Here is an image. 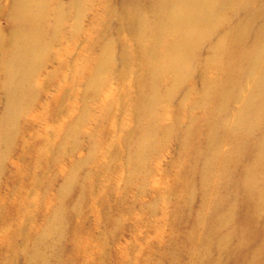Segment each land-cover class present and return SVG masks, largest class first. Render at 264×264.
<instances>
[{
  "label": "rangeland",
  "instance_id": "rangeland-1",
  "mask_svg": "<svg viewBox=\"0 0 264 264\" xmlns=\"http://www.w3.org/2000/svg\"><path fill=\"white\" fill-rule=\"evenodd\" d=\"M112 3L119 5L118 0H112ZM245 7L246 4L237 3L230 10L242 12ZM8 12L0 13L2 26L8 27L5 32L14 24L9 21ZM82 19L81 28L77 24L71 25L64 41H54L59 57L49 58L45 64L46 54L40 55L39 60L46 67L37 75L38 82L28 87V94L18 104L19 110L14 107L15 132L22 137L24 144L20 143V138L12 142L8 157L13 159L16 167H8L4 172L5 164L0 179V198L5 195L0 208V264H27V255L20 252L29 247L28 234L33 224H45V209L50 198H56L57 193H62L70 185L76 189L77 199L65 217L71 227L61 241L64 253L54 264H192V253L196 250L190 248L189 237L195 220L190 209L195 212L201 206L205 215H213L219 208L212 196L199 189L196 181V187L191 188V169L213 160L209 145L217 134L243 125L240 118L233 115L237 103L230 105V111H223L215 103H205L200 95L205 87L203 79L208 75L218 77L215 73L210 74L215 70L207 69V60L214 54L211 48L215 42L221 41L220 35L226 27L214 28L215 34L202 45L199 58L194 62L197 92L191 93L194 81H184L175 88L173 97L168 98L167 92L162 95L168 113L164 107L167 119L161 121V126L154 125V117L151 119L148 115L144 118L139 111L136 118L129 110L136 97L138 106L141 104L143 95L137 72L133 74V86L129 88L124 83V80L128 83L123 77L127 69L124 51L122 44H117L119 42L112 36L121 26L119 21L109 15L108 28L96 36L94 49L99 56L90 72V66L85 65L89 57L86 50L88 37L81 34L83 24L87 30L89 19L84 16ZM262 24L264 22L259 21L253 31L251 29L246 34L247 46H253L252 34ZM97 26L100 27L101 23ZM78 36L81 38L76 39ZM111 40L116 48L113 54L105 57L102 48ZM98 62L107 66L109 72L105 79L108 78L109 85L116 91L106 102L102 96L95 95L101 85L99 81L103 80L99 77L98 83L93 82ZM236 73L241 76L243 72H234V75ZM128 78L131 80V75ZM168 87L169 84L165 88ZM0 89L6 90L4 82L0 83ZM6 103L0 97V116L4 114ZM182 105L185 110L179 112ZM40 110L42 112L36 116ZM215 110L219 112L216 114ZM178 113L181 122L174 132L172 121ZM62 123L60 133L56 128ZM154 126L155 131L142 134L143 130ZM164 126L167 129H163ZM188 129L201 131V140L194 142L195 147L191 146L193 150L189 148V152L183 142ZM219 145L221 152L226 154L232 143L228 141ZM195 151L200 152L201 158L193 162ZM247 156L253 161L252 154ZM73 163L76 167L71 169L68 164ZM212 164L217 167L215 183H223L226 178L220 172L222 161L216 160ZM248 166L243 163L239 167L242 174ZM227 178L231 179V176ZM238 179L237 183L242 181V177ZM254 182L260 200H263L264 176L254 178ZM180 187L184 189L183 193ZM247 188L239 187V194L225 192L227 209L234 212L226 215L231 218L230 223L223 221L226 231L233 234L243 230L250 240L245 246H239L241 254L229 256L228 264L238 257L236 264H264V204L260 212L255 213L258 222L254 223L253 202L242 200ZM179 193L190 200L189 207V201L187 204L179 201L177 205ZM57 204L54 199L50 207L56 209ZM183 211H189V215L184 217ZM246 223L254 226L245 227ZM77 235L79 237L74 239ZM233 238L237 243L238 235ZM210 239L207 247L199 250L206 254L204 260L209 249L210 260L207 257L201 264H216L217 235L213 233Z\"/></svg>",
  "mask_w": 264,
  "mask_h": 264
},
{
  "label": "bare ground",
  "instance_id": "bare-ground-1",
  "mask_svg": "<svg viewBox=\"0 0 264 264\" xmlns=\"http://www.w3.org/2000/svg\"><path fill=\"white\" fill-rule=\"evenodd\" d=\"M118 3L119 5L112 3V0H69L68 2L0 0V13L9 10L8 19L15 24L5 32L8 27H3L0 22V83L4 82L6 85L5 91L0 89V97L7 101L4 114L0 116V179L5 164L4 172H7L8 167H16L13 165V159L8 157L12 142L20 138V143L24 144L22 137L17 136L15 132L14 107L19 110V102L28 94V87L38 82L37 75L43 73L42 70L49 62V58L59 57L60 52L56 49L54 41L56 39L64 41L69 35L71 25L77 24L81 28L83 16L89 19L87 30L85 31L83 24V32H81L88 37L86 50L89 57L86 59V67L90 66L91 72L92 65L98 59L99 52L94 49L95 44L97 45L96 36L101 35L100 31L108 28L109 15H111L112 19H117L119 26L121 25L112 36L119 42L117 44H122L124 51V66L127 69L123 77L128 82L124 80V83L130 88L134 85V72L140 76L142 101L138 106V97H136L129 110L136 118L138 112L142 111L144 118L150 115L151 119L154 117V125L161 126V121L167 119L163 112L164 107L168 113L167 104L161 99L162 95L167 92L168 98L173 97L175 88L184 81H194L191 85V93L197 92L193 74L201 47L212 37V34H215L214 28L225 25L226 30L220 35L221 41L213 44L211 51L214 54L207 60V69L215 70L210 74L215 73L218 77L206 76L203 79L205 87L200 95L205 103H215L219 110L223 111H230V105L237 103L233 115L234 117L237 115L243 125L236 126L235 129L223 134H217L216 139L209 145L213 160L205 162L200 168L191 169L193 170L191 188L196 181L199 189H204L206 195L215 199L219 209L213 215H205L204 207L201 206L195 212L190 209L195 222L189 239L192 243L190 248L194 247L196 250L192 253L194 258L192 264H201L207 257L208 261L210 260L209 249L204 260L206 254L200 253L199 250L203 246L207 247L213 233L217 235V254L214 262L228 264L229 256L236 257L241 254L239 246H245L250 240L245 237L243 230L233 234L226 231L223 221L230 223L231 218L226 215L230 216L234 213L230 208L227 209V194H239V187H248L242 200L253 202L254 223L258 222L255 213L258 214L264 204V199L260 200L261 195L254 187L256 184L254 178L264 176V25L256 28L252 34L254 39L252 47L246 45L245 38L249 30L253 31L259 21L264 22V0H118ZM237 3L246 4L242 12L230 10L232 7L235 8ZM234 22L237 23L233 25ZM98 23H101L100 27L97 26ZM80 38L78 36L76 39ZM115 48L114 41H107L101 52L105 57L110 56ZM43 53L47 56L43 59L45 64L39 60ZM108 72L107 66L98 62L96 75L92 77L93 82L97 83V79L103 77V80L99 81L101 85L96 89L95 95L102 96L105 102L116 94L109 85L108 78L105 79ZM234 72L243 73L240 76L237 73L234 75ZM129 75L132 77L131 80L128 78ZM168 84L169 87L166 89ZM250 85H254L255 88H248ZM184 110L185 106L182 105L179 112ZM40 112L42 111H37L35 115L39 116ZM215 112L217 114L219 111L215 110ZM172 122L175 132L181 122V114L178 113ZM62 127L63 123L56 130L61 133ZM163 129L167 127L164 126ZM152 130H156L155 126L152 129L146 128L142 134ZM188 130L183 139L187 152L189 148L190 151L193 150L194 142L201 140L200 130L198 132L193 129ZM228 141L232 146L226 154H223L219 143ZM249 154H252L253 161L248 159ZM192 156L193 162L201 158L199 151L193 152ZM216 160L222 161L220 172L226 178L221 184H216L214 181L217 167L212 163ZM243 163L250 166L243 167L242 174L239 167ZM70 165L71 169L76 167V163L68 164ZM229 176L231 179L227 178ZM241 177L242 181L237 183L238 178ZM185 179L183 177V180ZM223 184L225 185L221 186ZM72 187L67 186L62 193H57L54 198L58 202L56 209L50 207V203L54 201L50 198V203L45 209L47 220L44 225L33 224L28 234L29 247L20 252L27 255V264H54V261L60 259V254L64 253L61 241L71 227L65 217L77 199V191ZM180 189L183 193L184 189L181 187ZM179 196L177 205L179 201L183 204L189 201V207L190 200L184 194L179 193ZM4 199L5 195L0 198V208ZM183 213H185L184 217L189 215V211ZM247 226L252 227L254 224L246 223L245 227ZM235 235H238L237 243L233 238ZM78 237L77 235L74 239ZM82 240L84 241V238ZM231 250L233 252L230 254ZM178 251L177 248L176 252L179 254ZM239 259V257L235 258V262L232 259L229 264H236Z\"/></svg>",
  "mask_w": 264,
  "mask_h": 264
}]
</instances>
